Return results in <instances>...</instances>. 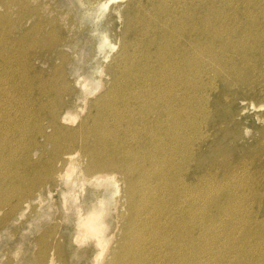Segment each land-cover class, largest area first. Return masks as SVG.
<instances>
[{
  "label": "rangeland",
  "instance_id": "374dc122",
  "mask_svg": "<svg viewBox=\"0 0 264 264\" xmlns=\"http://www.w3.org/2000/svg\"><path fill=\"white\" fill-rule=\"evenodd\" d=\"M94 1L96 2V4ZM142 1L140 3V5L142 6L141 7L139 5L138 6L135 5V0H97V1L96 0H93V1H91V0H0V88L2 89V90L0 89L1 90L0 91V94H1L0 95V111H1L0 112V131H1L0 132V149L2 148V150L0 151V165L2 166V167L0 166V192H1L0 193V264H40V259H39L40 254L39 253H40V250L45 249L46 246H47V254L51 253L52 251L55 253V264H91V263L93 264V259H94V256L96 254V251H97V249H96L97 246L95 245V240L94 239L92 240L91 238H89L90 235H88L87 237H85V239H83L81 241L75 240V236L79 232V227H78L79 217H78L77 204L78 203H81V204L84 203L83 211L86 212L85 209H87L91 205V203H93V202L96 203L97 200L99 199L98 197H102L98 193L101 191H104L103 195H105L106 198H108L105 205H107L109 203L108 204L109 209L107 210L108 213H106V215H105V219H106L108 226H109L108 227L109 229L107 228V232H106V233H108L107 237L110 234H112L111 236H109L110 239L108 240V245H107V247H109V252H106V251H108V248H106V250H105V253H106L105 259L110 255V253L112 252L113 249H115V248L118 249V247L122 244V241L124 240L123 238L126 237L125 239L127 240V238H129L131 235L132 237H130L129 240H130V242H132V239H133V242H132L133 245H132L131 250H130V252H131L130 255L128 254L129 260H131L130 264H132L135 261L133 259L134 257L140 258L139 261L141 264H145V263H143V261H145V262L148 261V264H154V262H155V264H160V263L161 264H164V263L165 264H175V261H178L176 263L181 262L179 264H192V263L193 264H200V263L201 264H207L208 263V262H206L207 260L209 261L208 264H210V262L212 264H240V263L241 264H264V257H263L264 253H262V252H264V247H263L264 246V240H263L264 238H262V236L264 235V233L262 232V231H264V223H263L264 222V66H263V64H264V53H263L264 52V42H263L264 41V20H263L264 19V2H263V0H246V1L245 0H227V1L226 0H215V2H211L214 0H181L180 1V5L178 6V8L181 11H183L184 13H188V12L190 13L191 11L193 12V11H195V9H197V16L209 14V15H207L209 17L208 18L209 19L208 20V26H210L212 28V31L215 32V34L213 33V35H216V37H213V39H211L212 41L210 40V42H212V44L210 45L212 47V53L214 51L212 57H214L215 59L211 57L212 60H210L206 63H197L198 65L193 66L196 70L192 67L193 72H195L194 76L196 78V79H194L193 87H190L188 84V81H189L188 78L190 77V76H188V72L190 73V71H189L190 69L184 68V70H183V68H182V69L176 71L177 74L175 72L176 79L178 77V81L176 82L178 87H175L176 92H179V90H181V92H182L181 97L183 99L181 101L182 102L181 106L183 105V107L185 109H188L186 111H188L187 113L190 116V118L192 120L191 122H193V124H191L189 126L190 128L187 130L186 133L184 131H183L184 134L182 133L183 138H185V137H188V138H186L185 142H183L186 144V145L185 144L183 145V147H185V148L181 147L179 150L180 153L177 152V154H178L176 156L177 161L171 162V163H168L169 161H166L164 163L166 165L168 163V165H167L168 168H171L173 170V171L172 170L170 171L171 172L170 181L164 182L166 184L170 183V186L172 185V182H173L172 191L167 189V190H169V192L167 193L166 191H164V190L161 191V189H159L158 192H156V194H154V195H156V196H154L155 199H154V197H151V200L149 198L147 203H143L144 201L141 199L142 198L141 192L139 191L140 193L137 192V197H138V199H140V201H139L140 203L137 206V210L134 211L133 209H128L129 207L127 205H125L126 202L124 205L122 204V202L124 203V201H125L124 200L125 198H123V196L125 195V193H124V189L126 186L125 183H123L122 189H121V187L118 186V191H117V193L114 194L115 197L113 198V195H111V190H112L111 188L113 187L114 183H112L111 180H109L108 182H107V180H103L98 185V182L95 181L93 175H90L86 172V166H87L89 161H88L87 157L84 155V148H82V147H84V145L82 143H79L75 147H73L74 150H76V158H75L76 170L73 173L74 177L72 176L71 180L74 178L73 180L77 184L76 185H74L73 183L69 184L68 185L69 189H68L67 186H65L66 178L65 177H62V178L58 177L59 172L55 173V180H53L54 182L48 180L47 175L50 174L49 168L51 170L52 166H54L53 162L54 161L56 162V154L54 153V150L56 148V144H55L54 140L52 139V137H54L55 135L52 136V134L54 132H53V128L50 125L52 124V116H54L57 111L58 112L56 114L60 115L61 117L66 116L69 112L71 113V114L70 113L69 114L73 120H71L68 123L67 122L61 123L62 126H64V127L66 126L65 129H67V130L75 129V128L77 129V126H79L81 121H84L85 119H88V118L90 119V122H89L91 124L90 126H92V127H89V130H93V128H94L93 127V119L95 117H98L97 119H100L101 116L103 117L105 115V111L109 110V105H110V109H112V108L114 110L119 109L118 110L119 112L123 111L125 109V107L128 105L130 107L128 109L129 111L137 113V114L136 113L135 114L133 113V114L135 115V117L138 118V119L137 118L136 119L138 122H140V125L143 126V124H144V127H145V125H147V120L144 118L143 113H142L143 109L141 108V103H142V101L149 99V96L151 93H155V91L157 90L156 88H158V84H160L161 87L162 86L164 87V82H163L162 78H160V80H159V76H162L161 74H163V71H165V67L162 64L163 61L161 62V59L157 55L158 53L156 52V50L152 49L151 43L161 42L160 40H162V42H163L162 30H160V29L161 28L163 29L165 24H168V23L170 25L171 24L173 25V23L176 22V20L173 16V18H172L173 20L170 21L168 19V17H166V16L164 17V16L160 15L158 13V11H156L157 10L156 7L159 8L160 2L157 1L156 2L157 4L155 3V6L156 5L157 6L154 7V9H153L152 6L154 5V3L150 4L149 2H147V0H142ZM173 1L174 0H172V2ZM194 1H195V3L198 2V3H196V4H198L197 6L194 3ZM223 1L224 2L230 1L231 3L230 2L224 3ZM259 1H261V2L259 3ZM172 2H169V4ZM209 3H210V5H209ZM223 3H224V5H223ZM131 4H132V6H130ZM212 4H214V5H212ZM233 4H234V6H233ZM105 5L107 6V8L105 7ZM203 5L205 6V9H204ZM247 5H248V7H247ZM219 6H220V8H219ZM245 6H246V8H244ZM206 7H207V9H206ZM209 7H210V10H208ZM103 8L106 9V11ZM143 9L146 12H150V10H152L149 13L150 16L152 17V19L150 17L145 16V14H143V13H146ZM182 9H184V10H182ZM216 9L219 12H217ZM140 10L144 11V12L142 13ZM227 10H228V15H227ZM230 10H231V12H229ZM261 10H263V11H261ZM117 11H119V12H117ZM203 11L206 14H203ZM132 12H133V14H131ZM152 12H153V14H152ZM118 13H119V15H118ZM193 13L195 14L196 12H193ZM223 13H225V14H223ZM232 13L233 14L235 13V14L233 15ZM253 14H256V15H253ZM132 15H134V16H132ZM135 15L138 17H136ZM231 15H232V17H231ZM243 15H245V16H243ZM153 16H154V18H153ZM249 18H251V19H249ZM257 18H258V20H257ZM143 19L145 20V22ZM148 19H150V20H148ZM229 20H230V22H229ZM249 20H251V21H249ZM137 23L140 25H138ZM163 23H164V25H163ZM218 23H220V24H218ZM232 23H234V24L232 25ZM257 23L260 25H258ZM144 25H146L147 27ZM155 25H157V26H155ZM228 25L232 29H230L228 27ZM143 26L145 28H143ZM257 26H259V27H257ZM261 27L263 29H261ZM86 28H88V29H86ZM214 28H216V31ZM241 28L242 29L244 28V29L242 30ZM254 28H256V29H254ZM233 29H235V30H233ZM155 32L158 35L155 34ZM229 32L231 33V35L229 34ZM234 32H235V34H232ZM257 32H259V33H257ZM238 34L240 36H238ZM152 35H154V36H152ZM241 35H243L244 37ZM150 36H152V37H150ZM227 36H228V38H227ZM155 37H156V39H155ZM242 37H243V39H242ZM250 37H252V38L250 39ZM255 37H256V39H255ZM105 38H107L108 42L111 43L108 46H107V44L105 45ZM157 38H158V40H157ZM224 38H225V40H224ZM259 38H260V40H259ZM1 39H3V40H1ZM139 39H142V40L140 41ZM252 39L256 40V41L258 40V41L256 42V41H253ZM202 40L204 41L203 38H202ZM232 41H233V44H232ZM246 41H248V42H246ZM202 42L200 44H202ZM258 42H259V44H258ZM123 43H125V44H123ZM216 43H218V44H216ZM241 44H243L244 46H241ZM134 45H136L138 47H135ZM213 45H215V46L213 47ZM221 45L223 46V48H221ZM237 45L239 46V50H238ZM229 46H231V47H229ZM226 48H227V50H226ZM135 49H136V53H135ZM218 49L219 50L221 49V50L219 51ZM151 50L153 52L154 51L155 52L153 53ZM260 50H262V51H260ZM223 51H225V52H223ZM239 51H240V53H239ZM247 52H248V54H245ZM121 53L123 56L121 55ZM234 53H235V55H234ZM242 53H243V55H242ZM105 55L106 56L108 55V56L106 57ZM149 55L151 57H146ZM231 55H233L234 57ZM236 55H237V57H236ZM130 56H131V59H130ZM206 56H207V53H205V57ZM253 56H255V57H253ZM216 57H217V59H216ZM125 58H127V59H125ZM141 58L143 60H141ZM150 58H152L153 60ZM224 58H226V59L224 60ZM233 58L234 59L236 58V59L233 60ZM256 58H257V60H256ZM218 59H220V60H218ZM150 60H152V61L150 62ZM20 61H21V63H20ZM155 61H156V64H155ZM253 61H255V62H253ZM214 62L217 64L212 65V63H214ZM227 62L228 63L233 62V63L228 64ZM147 63H149V64H147ZM209 63H211V64H209ZM255 64H256L255 67L258 70L256 68H254ZM148 65H150V66H148ZM200 66H201V68H204V69L196 68V67H200ZM212 66H214V68H212ZM116 67H117V69H116ZM118 67L120 69H118ZM221 67L222 68L224 67V68L222 69ZM102 68H103V70H102ZM151 68H153V69L151 70ZM154 68H156V69L158 68L157 71ZM211 68H212V70H211ZM207 70H209V71H207ZM237 70H238V74L236 75ZM100 71H102V73ZM155 71L157 74L154 73ZM199 71H200V73L201 72L202 73L200 74ZM203 71H204V74H203ZM136 72L138 75L136 74ZM144 72H145V74H144ZM147 72L153 73L154 77H150V76L148 77V75H146ZM158 74H159V76H157ZM117 75H118V77H117ZM119 75H120V77H119ZM121 75L122 76L124 75V76L121 78ZM145 75L148 78H146ZM178 75L180 76V78ZM213 75H214V77L211 78V76H213ZM134 76L135 77L138 76V77L135 79ZM184 76H186L187 79L184 78ZM199 77H203V78H199ZM223 77L225 78L226 81L224 80ZM113 78H116V79H113ZM132 79L136 80L135 85H133L134 82L132 81ZM137 79L139 80L138 83H137ZM140 79L141 80L143 79V81H141ZM184 79L186 81H184ZM197 79L200 81L202 80L203 83H202V81L200 82ZM113 80H114V82H112ZM118 80H121V81H118ZM150 80H152V81L149 82ZM128 81H129V83L127 84L126 82H128ZM213 81H215V82H213ZM2 82H4V84ZM131 82H133V83H131ZM153 82H154V84H153ZM206 82H207V84H206ZM5 83H6V85H5ZM25 83H26V85H25ZM113 83H115V84H113ZM118 83H120V84H118ZM139 83H140V85H138ZM184 83L186 84V86H184L185 85ZM199 83H200V86L198 87L197 85H199ZM216 84L218 85V87ZM112 85H114V86H112ZM146 86H148V87L146 88ZM179 86H181V87H179ZM3 87H4V90H3ZM109 87H111V88H109ZM42 88H43V90L45 89L48 92L47 96L41 95ZM119 88H120V90H119ZM183 88L185 89V92H184ZM132 89H133V92H131ZM140 89L142 92L140 91ZM186 89H187V91H186ZM129 90H130L131 94L133 93L132 95L130 94ZM193 90H194V92H193ZM3 91H4V93H3ZM147 91H148V93H147ZM149 91H150V93H149ZM30 93H32V96ZM101 93H103V94H101ZM121 93L123 94V97H122ZM137 93H138V96L136 95ZM21 94H23V95H21ZM106 94H108V95H106ZM6 95H7V97H5ZM86 96L88 98H86ZM228 96H230V97H228ZM113 97H115V99ZM132 97H134V98H132ZM60 98H61V100H60ZM99 98L101 101L98 100ZM119 98H120V100H119ZM127 99L129 100V102ZM202 99H204V100H202ZM27 100L29 102H27ZM97 100H98V102H97ZM45 101H46V103H45ZM123 101H124V103H123ZM42 102H43V104H42ZM186 102H188V104ZM9 103H10V105H9ZM108 103H109V105H108ZM125 103L126 104L128 103V104L126 105ZM119 104L121 105V107ZM118 106H119V108H117ZM136 106H137V108H140V109H137ZM107 107H108V109H107ZM115 107H116V109H115ZM134 107H135V109H134ZM192 108H193V110H192ZM15 109H16V111H15ZM120 109H122V110H120ZM146 109H148V108H144V110H146ZM101 110H103V112H102L103 114L101 113ZM191 110H192V112H191ZM71 111H73V112H71ZM118 111H117V113H118ZM2 112H4V113H2ZM87 113H89V114H87ZM6 115H8V116H6ZM95 115H97V116H95ZM198 116H200L199 117L200 119L198 118ZM61 117H60V119H61ZM13 120H14V122H13ZM5 122H7V123H5ZM204 123H206V124L204 125ZM112 124H118V122H115ZM3 125H4V127H3ZM137 126H138L137 127L138 129L136 132L133 129H132L131 133L129 131V134H130L129 138L130 139H132V136L135 135L134 133H136L135 136L139 135L137 133H139L141 131L140 130L141 127L139 125H137ZM101 127H102V125L99 127H96V128H101ZM191 127H192V129H191ZM196 127H198V128L195 129ZM205 127H206V129H205ZM146 128H148V125L146 126ZM7 130H9V132ZM132 132H134V133H132ZM207 132H208V134H207ZM203 133H204V136H203ZM8 134L10 135V137L8 136ZM194 134H196V135H194ZM14 135H15V137H14ZM19 135H20V137H19ZM21 135H24L25 137L21 136ZM143 135L144 134H140V136H143ZM11 137H13V138H11ZM189 137H190V139H189ZM5 139H6V141H5ZM78 140H80V139H78ZM194 140L196 141V143L194 142ZM21 142H22V144H21ZM132 142H130V143H132ZM167 143L172 144V142H167ZM191 144L192 145L194 144V145L192 146ZM8 145H10V146H8ZM133 145L136 146L137 144L135 142H133ZM179 145H180V143L178 144V146ZM190 145L192 148L190 147ZM186 147H188V148H186ZM166 149H167V147H166ZM193 151H194V153H192ZM189 152L192 154L190 155ZM6 153H8V154L6 155ZM12 154H14V155H12ZM159 154H161V153H159ZM6 156H7V158H6ZM184 156H186V157H184ZM262 157H263V159H262ZM6 159H7V162L4 161ZM187 160H188V162H187ZM47 162H48V166H47ZM242 166H243V168H242ZM55 167H56V169H61V172H63V170L64 171L66 170V167H68V165L63 163V160H60V158H59L55 164ZM55 167H54V169H55ZM164 167H165V165H164ZM174 167L176 169H174ZM181 167L184 169V171L185 170L186 171L184 172ZM19 168H20V170H19ZM28 168H29V170H28ZM1 169H2V171H1ZM36 169H38V170H36ZM56 169L54 171H56ZM249 169H250V171H249ZM237 170H239V171H237ZM179 172H180V175H179ZM99 173L105 174L106 172H99ZM35 174H37L38 177ZM95 174H98V173H95ZM114 174H116L117 176L118 175L123 176L122 173H120V172H114ZM225 174H226L227 178H225L226 177ZM234 174H236V175H234ZM182 175H183V177H182ZM40 176L42 179L41 178L39 179ZM136 176H138V175H136ZM171 176H173V177H171ZM213 177L216 181L214 179H212ZM15 179H16V181H15ZM193 179L195 181H193ZM217 179L219 181H217ZM59 180H61V181H59ZM79 180H81V181L79 182ZM156 180H158V179H155L154 182H156ZM196 180L197 181L199 180V181L197 182ZM200 180H202V181H200ZM189 181H190V183H189ZM234 181H236V182H234ZM31 182H33V183L31 184ZM199 182H200V184H199ZM95 183H97V184H95ZM194 183H196L197 186ZM213 183L214 184H216V183L221 184L222 183V184L219 187L218 186L219 184L214 185ZM237 183H238V186H237ZM207 184H209V185H207ZM210 184H212V185H210ZM102 186H104L103 187L104 190H103ZM176 186H177V189H176ZM204 186H206V187H204ZM222 186H223V188L221 189ZM211 187H212V189H211ZM233 187H235V189H237V190H235ZM187 188H188V190H187ZM49 189H51L52 191L49 192L48 191ZM11 190H12V192H11ZM185 190H186V194L184 193ZM232 190H233V192H232ZM163 192H164V194H162ZM197 192H198V195L200 194L199 196L197 195ZM203 192H205V193L207 192V193L203 194ZM224 192H225V195H222V194H224ZM173 193L174 194L176 193V194L174 195ZM230 193L231 194L233 193L232 195H233L234 199L232 198V195ZM39 194H41L42 197H39ZM172 194H173V197H170V196H172ZM20 195L22 196V198ZM65 195L67 197V201L65 200ZM230 195H231V197H230ZM37 197L42 199V202L39 200L40 204L38 203ZM200 197L202 198V201L200 200L201 199ZM205 197H207V198H205ZM217 197H219V198H217ZM228 197H230V198H228ZM171 198H172V200H171ZM187 198H189V200ZM193 198H195V199L193 200ZM21 199L27 200V202H23V204H22ZM174 199L177 201H174ZM191 199L194 202H192ZM207 199H209V201ZM230 199L231 200L233 199V200L231 201ZM80 200H83V201H80ZM109 200H111V201H109ZM179 200H181V201H179ZM216 200H218V201H216ZM220 200H222V201H220ZM235 200H236V202H235ZM149 201H151V203H149ZM154 201H155V203H154ZM159 202H160V204H159ZM168 202H170V203H168ZM211 202H213V203H211ZM218 202H220V203H218ZM222 202H223V204H222ZM119 203H120V206L117 207L118 206L117 204H119ZM183 203H184V205H183ZM185 203H187V206ZM189 203H190V205L192 203L193 206H190ZM244 203H245V205H244ZM85 204L89 205V206L86 208ZM143 204L144 205L146 204L145 207H142V206H144ZM165 204H166V206H165ZM213 204H214V206L216 205V208L213 206ZM241 204H243V205H241ZM15 205H16V209L14 208ZM98 205H100V204H98ZM167 205H168V207H167ZM206 205L208 208L205 207ZM175 206L178 208H176ZM184 206L186 209L184 208ZM115 207L117 208V210L115 209ZM192 207H194V208H192ZM151 208H153V209H151ZM197 208H198V210H197ZM224 208L229 209V210H225ZM13 209H15V210H13ZM187 209H189V210H187ZM191 209H192V211H191ZM154 210H156V211L159 210V211L156 213V211H154ZM184 210H186V211H184ZM195 210H197V211L195 212ZM128 211L133 213V214L129 213ZM145 211H147V212H145ZM189 211H190V213H189ZM224 211H225V213H224ZM20 212H21V214H20ZM114 212H116V213H114ZM203 212H204V214H203ZM208 212H210V213L207 214ZM164 213H165V215H163ZM195 213L196 214L198 213V214L196 215ZM217 213L219 216L217 215ZM146 214L148 216H146ZM226 214H228V215H226ZM131 215H132V217H131ZM189 215L191 218L189 217ZM201 215L203 218H200ZM214 215H216V216H214ZM106 216H108V217H106ZM139 216L140 217L142 216L144 218L141 217V219H140ZM150 216L154 220L152 218H150ZM195 216H196V218H194ZM42 217H44V218L42 219ZM122 217H124V218H122ZM180 217H183V218H180ZM247 217L249 220L247 219ZM147 218H149L150 220ZM174 218H175V220H174ZM219 218H220V220H219ZM192 219H194V220H192ZM233 219L235 221L237 220L238 223H237V221L235 222ZM142 220H144V221H142ZM181 220H183V221H181ZM195 220H197V221H195ZM202 220H203V222H202ZM185 221H186V223H185ZM231 221H233V223ZM136 222H137V224H136ZM166 222H167V224H166ZM173 222L175 223V226H174ZM209 222L210 223L212 222V223L210 224ZM213 222H215L217 225ZM244 222H246V223H244ZM150 223L152 225L153 224L155 225L156 223L157 224L155 226L154 225L152 226ZM134 224L136 226L138 225L139 228L136 227ZM180 224H181V226H180ZM198 224H200V226ZM228 224H230V226ZM242 224H243V226H242ZM147 225H149V227ZM168 225L169 226L172 225V226H170L171 228H168L169 227ZM189 225H191V226H189ZM239 225H241V226H239ZM146 226L148 228H146ZM176 226H178V227H176ZM235 226H236V228H235ZM133 227H135L136 229H133ZM205 227L207 229H205ZM230 227H231V229H230ZM144 228L146 231L144 230ZM157 228L159 231L157 230ZM227 228H228V230H227ZM249 228L252 229V231ZM147 229L150 231H148ZM167 229H169L168 230L169 232L167 231ZM170 229H172L173 231L172 230L170 231ZM73 230H74V232H73ZM134 230H136V231L138 230V231L134 232ZM217 230L219 233L217 232ZM163 231L165 233H163ZM175 231H176V233H175ZM238 231H240V232H238ZM157 232L158 233L161 232V234L164 236H162L160 233L158 234ZM182 232H183V234H182ZM186 232H188V233L186 234ZM126 233H129L128 234L129 237ZM141 233H143L142 236L140 235ZM246 233H249V235ZM254 233H255V235H254ZM83 234L86 235L89 233L87 232V230L84 229ZM201 234H202V237L199 236ZM203 234H205V235H203ZM245 234H246V237H245ZM260 234H262V235H260ZM136 235H137V237H136ZM148 235H150V236H148ZM197 236L199 239L200 238L201 239L199 240L197 238ZM242 236H244V238ZM40 237H42L44 240L40 241L39 240ZM205 237H207L208 239ZM254 237H256V238H254ZM258 237H260V238L258 239ZM216 238H218V239H216ZM138 239H140V240H138ZM159 239H160V241H159ZM212 239H213V243H212ZM136 240H138V241H136ZM155 240H157V241H155ZM226 240L227 241L229 240V241L227 242ZM237 240H240L241 242L240 241L236 242ZM90 241L91 242L94 241V242L91 243ZM135 241L139 242V243H136ZM145 241H147V242L145 243ZM167 241L170 242V244L167 243ZM180 241H181V243H180ZM218 241H219V243H218ZM148 242H149V244H148ZM158 242H160L161 244ZM164 242L166 243L165 246H164ZM187 242H188V244H187ZM202 242H205L206 245L209 244L208 246L205 245L207 248L204 246V244ZM231 242H232V245L230 244ZM150 243H151V245H150ZM178 243H180V244H178ZM195 244H196V246H195ZM223 244H224V246H223ZM237 244H238V246H237ZM255 244L257 246H255ZM176 245L178 248L176 247ZM217 245H218V247H217ZM219 245H221V246H219ZM210 246H211V248H210ZM213 246L215 247V249ZM225 246H226V248H225ZM145 247H146V249H145ZM164 247H166V248H164ZM183 247H184V249H183ZM232 247L234 250L232 249ZM252 247H254V248H252ZM148 248H150V251ZM161 249H165V251L163 250V252L161 253L160 252V251H162ZM178 249H181V253H180V251H177ZM235 249H237V252ZM85 250H87V251H85ZM207 250H210V251L207 252ZM139 251H140V253H139ZM143 251L145 252V254L143 253ZM146 251H148V252H146ZM173 251H174V254H173ZM221 251L223 253L225 252L224 255H223V253H221ZM175 252H176V254H175ZM186 252L187 253L189 252V253L186 254ZM205 252H206V254H205ZM211 252H212V254H211ZM154 253H156V254H154ZM166 253H167V255L169 253L170 254L168 255L169 257L167 256L165 258ZM193 253H195V254H193ZM226 253H227L228 257L225 256ZM238 253L241 255L243 253H245V254L240 256ZM131 254H132V256H131ZM196 254H198V255H196ZM250 254H251V256H250ZM146 255H148V256H146ZM190 255H192V256H190ZM170 256H171V258H170ZM194 256H196V257H194ZM154 257L156 259L158 258L159 260L157 259L158 260L157 261ZM174 257H175V259H174ZM206 257H208V259ZM232 257L234 259H232ZM150 259H152V260H150ZM168 259H169V261H168ZM205 259H206V261H205ZM240 259L242 262L240 261ZM192 260H193V262H192ZM202 260H204V261L201 262ZM224 260H226V261H224ZM235 260H237L236 263H235ZM103 261H104V258H103ZM221 261H222V263H221Z\"/></svg>",
  "mask_w": 264,
  "mask_h": 264
},
{
  "label": "bare ground",
  "instance_id": "6f19581e",
  "mask_svg": "<svg viewBox=\"0 0 264 264\" xmlns=\"http://www.w3.org/2000/svg\"><path fill=\"white\" fill-rule=\"evenodd\" d=\"M91 1H93V0H91ZM97 1V0H96ZM141 1L142 0H135V5L136 6H141L140 5V3H141ZM160 2V5H159V8L158 7H156L155 6V3L156 2ZM177 1V2H176ZM180 1L181 0H174L173 2H172V0H147V2H149L150 4L151 3H154V5L152 6L153 7V9H154V7H156V11H158V13L160 14V15H162V16H166V17H168V19L171 21V20H173L172 18H173V16H174V18H175V20H176V22H174L173 23V25L171 24H165V26L163 27V29L161 28L160 30H162V35H163V42H162V40H160L161 42H153V43H151V46H152V49H155L156 50V52L158 53L157 55L160 57V59H161V62L163 61V65H164V67H165V71H163V74H161L162 76H159V74L157 75V76H159V80H160V78H162V80H163V82H164V87L162 86L161 87V85L160 84H158V88H156L157 90L155 91V93H151L150 94V96H149V99H147V100H145V101H142V103H141V108L143 109L142 111V113H143V116H144V118L147 120V125H148V128H146V126L147 125H145V127H144V124H143V126H141L140 125V122H138L137 121V117H135V113L134 112H131V111H129L128 109L130 108L126 103V107H125V109L123 110V111H118V110H114L113 108L112 109H110V105H109V103H108V105H109V110H107V111H105V115L102 117L101 116V118L100 119H97L98 117H93L94 119H93V130H89V127H92V126H90L91 124L89 123L90 122V119L88 118V119H85L84 121H81V123L79 124V126H77V129L75 128V129H70V130H67V129H65V127L64 126H62V122H64V123H68V122H70L71 120H73L72 118H71V116H70V114L68 113L66 116H63V117H61L60 115H58V114H56L55 113V115L54 116H52V124L50 125L52 128H53V134H52V136H54V137H52V139L54 140V142H55V144H56V148H55V150H54V153L56 154V162H57V160L60 158V160H63V163H65V164H67L68 165V167H66V170L64 171L63 170V172H61V169H56V167H55V164H56V162L54 163L53 161V165L54 166H52V169L50 170V168H49V172H50V174L49 175H47L48 176V180L49 181H53V180H55V173L56 172H59L58 173V177H60V178H62V177H65L66 178V180H65V182H66V184H65V186H67V188L69 187L68 185L69 184H74V185H76L77 183L72 179L71 180V177L73 176V173L75 172V170H76V165H75V158H76V150H74V148L73 147H75L77 144H79V143H82L83 145H84V147H82V148H84V155L87 157V159H88V164H87V166H86V172L88 173V174H90V175H93V177H94V179H95V181L96 182H98V185L103 181V180H107V182L109 181V180H111L112 181V183H114V185H113V187L111 188L112 190H111V195H113V198L115 197L114 196V194L115 193H117V191H118V186L119 187H121V189L123 188L122 187V185H123V183H125L126 184V186H125V189H124V193H125V195L123 196V198H125L124 200V203L122 202V204L124 205L125 204V202H126V204L125 205H127L129 208L128 209H133L134 211L135 210H137V206L139 205V201H140V199H138V197H137V192H141V199L144 201L143 203H147L148 202V200H149V198H150V200H151V197H154V196H156V195H154V194H156V192H158V190L159 189H161V191H166L167 193L169 192V190H171L172 191V189H173V182H172V185L170 186V183L169 184H166V183H164V182H168V181H170V175H171V168H168V163H171V162H176L177 161V159H176V156L178 155L177 154V152H179V150H180V148L181 147H183V145L185 144V143H183V142H185V140H186V138H188V137H185V138H183L182 137V133H183V131L186 133L187 132V130L190 128L189 126L191 125V124H193V122H191L192 120H191V118H190V116L188 115V111H186V110H188V109H185L184 107H183V105L181 106V104H182V92H181V90H179V92H176V89H175V87H178L177 86V84H176V82L178 81V77H177V79H176V76H175V72L177 71V70H180V69H182L183 68V70H184V68H186V69H190L189 71H190V73L188 72V76H190L188 79H189V81H188V84H189V86L190 87H193V85H194V79H196L195 78V76H194V73L195 72H193V69H192V67L195 65H198L197 63H206V62H208V61H210V60H212L211 59V57H212V55H213V53H214V51H213V53H212V47L210 46L211 44H212V42H210V40L211 39H213V37H216V35H213V33L215 34V32H213L212 31V28L210 27V26H208V16L207 15H209V14H207V15H201V16H197V9H195V11H193V12H196L195 14L191 11L190 13L188 12V13H184L183 11H181L179 8H178V6L180 5ZM227 1V0H226ZM225 1V2H226ZM246 1V0H245ZM95 2V1H94ZM143 2V1H142ZM169 2H172V3H170L169 4ZM185 2V1H184ZM211 2H215V0L214 1H211ZM224 2V1H223ZM224 2V3H225ZM230 2V1H229ZM229 2H226V3H229ZM233 2V1H232ZM254 2V1H253ZM261 1H259V3H260ZM263 2H264V0H263ZM93 3V2H92ZM191 3V2H190ZM194 3H195V1H194ZM196 3H198V2H196ZM195 3V4H196ZM224 3H223V5H224ZM231 3V2H230ZM236 3V2H235ZM245 3V2H244ZM258 3V2H257ZM258 3V4H259ZM95 4H96V2H95ZM157 4V3H156ZM184 4V3H183ZM182 4V5H183ZM201 4V3H200ZM220 4V3H219ZM256 4V3H255ZM257 4V5H258ZM145 5V4H144ZM198 4H196V6H197ZM205 5V4H204ZM203 5V6H204ZM209 5H210V3H209ZM212 5H214V4H212ZM227 5V4H226ZM241 5V4H240ZM250 5V4H249ZM130 6H132V4L130 5ZM135 6V7H136ZM147 6V5H146ZM195 6V7H196ZM233 6H234V4H233ZM236 6V5H235ZM263 6V5H262ZM89 7V6H88ZM105 7L107 8V6L105 5ZM134 7V6H133ZM142 7V6H141ZM145 7V6H144ZM224 7V6H223ZM247 7H248V5H247ZM255 7V6H254ZM101 8V7H100ZM146 8V7H145ZM182 8V7H181ZM189 8V7H188ZM213 8V7H212ZM219 8H220V6H219ZM238 8V7H237ZM244 8H246V6L244 7ZM243 8V9H244ZM104 9V8H103ZM204 9H205V6H204ZM203 9V10H204ZM206 9H207V7H206ZM218 9V8H217ZM217 9H216V11H217ZM224 9V8H223ZM222 9V10H223ZM230 9V8H229ZM240 9V8H239ZM253 9V8H252ZM105 11H106V9H104ZM144 10V9H143ZM182 10H184V9H182ZM194 10V9H193ZM202 10V9H201ZM208 10H210V7L208 8ZM207 10V11H208ZM237 10V9H236ZM90 11V10H89ZM104 11V12H105ZM138 11V10H137ZM141 11V10H140ZM145 11V10H144ZM144 11H141L142 13L144 12ZM152 10H150V12H151ZM212 11V10H211ZM214 11V10H213ZM261 11H263V10H261ZM117 12H119V11H117ZM135 12V11H134ZM139 12V11H138ZM146 12V11H145ZM150 12H146V13H143V14H145V16H147V17H150L151 19H152V17L150 16ZM200 12V11H199ZM217 12H219V11H217ZM221 12V11H220ZM229 12H231V10L229 11ZM240 12V11H239ZM242 12V11H241ZM260 12V11H259ZM148 13V14H147ZM256 13V12H255ZM262 13V12H261ZM131 14H133V12L131 13ZM152 14H153V12H152ZM157 14V13H156ZM203 14H206V13H204V11H203ZM212 14V13H211ZM220 14V13H219ZM223 14H225V13H223ZM233 14V13H232ZM235 14V13H234ZM233 14V15H234ZM250 14V13H249ZM118 15H119V13H118ZM214 15V14H213ZM227 15H228V10H227ZM253 15H256V14H253ZM260 15V14H259ZM262 15V14H261ZM132 16H134V15H132ZM136 16V15H135ZM144 16V17H145ZM207 16V17H206ZM236 16V15H235ZM234 16V17H235ZM243 16H245V15H243ZM136 17H138V16H136ZM231 17H232V15H231ZM258 17V16H257ZM143 18V17H142ZM153 18H154V16H153ZM200 18V19H199ZM146 19V18H145ZM156 19V18H155ZM167 19V20H168ZM217 19V18H216ZM230 19V18H229ZM247 19V18H246ZM249 19H251V18H249ZM144 20V19H143ZM148 20H150V19H148ZM147 20V21H148ZM157 20V19H156ZM163 20V19H162ZM213 20V19H212ZM235 20V19H234ZM257 20H258V18H257ZM264 20V19H263ZM96 21V20H95ZM142 21V20H141ZM153 21V20H152ZM165 21V20H164ZM249 21H251V20H249ZM67 22V21H66ZM144 22H145V20H144ZM169 22V21H168ZM229 22H230V20H229ZM235 22V21H234ZM253 22V21H252ZM74 23V22H73ZM76 23V22H75ZM150 23V22H149ZM153 23V22H152ZM157 23V22H156ZM161 23V22H160ZM237 23V22H236ZM240 23V22H239ZM248 23V22H247ZM246 23V24H247ZM262 23V22H261ZM134 24V23H133ZM138 24V23H137ZM162 24V23H161ZM214 24V23H213ZM218 24H220V23H218ZM234 23H232V25H233ZM258 24V23H257ZM75 25V24H74ZM138 25H140V24H138ZM137 25V26H138ZM142 25V24H141ZM147 25V24H146ZM146 25H144V26H146ZM152 25V24H151ZM163 25H164V23H163ZM236 25V24H235ZM234 25V26H235ZM248 25V24H247ZM246 25V26H247ZM250 25V24H249ZM258 25H260V24H258ZM72 26V25H71ZM101 26V25H100ZM143 26V28H145ZM155 26H157V25H155ZM237 26V25H236ZM147 27V26H146ZM228 27L230 28V26L228 25ZM240 27V26H239ZM257 27H259V26H257ZM77 28V27H76ZM249 28V27H248ZM252 28V27H251ZM250 28V29H251ZM86 29H88V28H86ZM147 29V28H146ZM215 29V31H216V28H214ZM213 29V30H214ZM220 29V28H219ZM228 29V28H227ZM230 29H232V28H230ZM239 29V28H238ZM237 29V30H238ZM242 29V28H241ZM244 29V28H243ZM242 29V30H243ZM249 29V30H250ZM254 29H256V28H254ZM261 29H263L262 27H261ZM90 30V29H89ZM138 30V29H137ZM141 30V29H140ZM156 30V29H155ZM233 30H235V29H233ZM248 30V31H249ZM49 31V30H48ZM219 31V30H218ZM85 32V31H84ZM141 32V31H140ZM145 32V31H144ZM228 32V31H227ZM233 32V31H232ZM240 32V31H239ZM106 33V32H105ZM142 33V32H141ZM146 33V32H145ZM218 33V32H217ZM216 33V34H217ZM249 33V32H248ZM253 33V32H252ZM257 33H259V32H257ZM147 34V33H146ZM155 34H157L156 32H155ZM229 34L231 35V33L229 32ZM232 34H235V32L234 33H232ZM242 34V33H241ZM255 34V33H254ZM103 35V34H102ZM136 35V34H135ZM138 35V34H137ZM158 35V34H157ZM245 35V34H244ZM140 36V35H139ZM138 36V37H139ZM152 36H154V35H152ZM152 36H150V37H152ZM219 36V35H218ZM238 36H240L239 34H238ZM241 36H243V35H241ZM261 36V35H260ZM259 36V37H260ZM134 37V36H133ZM226 37V36H225ZM244 37V36H243ZM243 37H242V39H243ZM246 37V36H245ZM249 37V36H248ZM247 37V38H248ZM253 37V36H252ZM252 37H250V39L252 38ZM108 38V37H107ZM107 38H105V45L107 44V46L109 45V44H111L110 42H108V39ZM143 38V37H142ZM202 38L204 39V41L202 40ZM219 38V37H218ZM227 38H228V36H227ZM155 39H156V37H155ZM216 39V38H215ZM214 39V40H215ZM236 39V38H235ZM249 39V38H248ZM255 39H256V37H255ZM1 40H3V39H1ZM6 40V39H5ZM121 40V39H120ZM134 40V39H133ZM140 41L142 40V39H139ZM157 40H158V38H157ZM224 40H225V38H224ZM237 40V39H236ZM240 40V39H239ZM245 40V39H244ZM253 40V39H252ZM259 40H260V38H259ZM262 40V39H261ZM137 41V40H136ZM203 41V42H202ZM212 41V40H211ZM253 41H256V40H253ZM258 41V40H257ZM256 41V42H257ZM145 42V41H144ZM202 42V44H200ZM238 42V41H237ZM245 42V41H244ZM246 42H248V41H246ZM255 42V43H256ZM264 42V41H263ZM47 43V42H46ZM127 43V42H126ZM132 43V42H131ZM138 43V42H137ZM242 43V42H241ZM250 43V42H249ZM15 44V43H14ZM123 44H125V43H123ZM141 44V43H140ZM215 44V43H214ZM216 44H218V43H216ZM222 44V43H221ZM228 44V43H227ZM232 44H233V41H232ZM237 44V43H236ZM240 44V43H239ZM238 44V45H239ZM246 44V43H245ZM251 44V43H250ZM249 44V45H250ZM258 44H259V42H258ZM5 45V44H4ZM97 45V44H96ZM95 45V46H96ZM129 45V44H128ZM139 45V44H138ZM149 45V44H148ZM235 45V44H234ZM237 45V46H238ZM254 45V44H253ZM130 46V45H129ZM135 47H138V46H136V45H134ZM142 46V45H141ZM147 46V45H146ZM215 45H213V47H214ZM227 46V45H226ZM233 46V45H232ZM236 46V45H235ZM241 46H244L243 44H241ZM248 46V45H247ZM134 47V48H135ZM144 47V46H143ZM220 47V46H219ZM229 47H231V46H229ZM18 48V47H17ZM80 48V47H79ZM142 48V47H141ZM218 48V47H217ZM221 48H223V46L221 45ZM107 49V48H106ZM138 49V48H137ZM215 49V48H214ZM234 49V48H233ZM252 49V48H251ZM262 49V48H261ZM143 50V49H142ZM219 50V49H218ZM217 50V51H218ZM221 50V49H220ZM219 50V51H220ZM226 50H227V48H226ZM229 50V49H228ZM232 50V49H231ZM238 50H239V46H238ZM121 51V50H120ZM152 51V50H151ZM209 51V52H208ZM218 51V52H219ZM260 51H262V50H260ZM124 52V51H123ZM126 52V51H125ZM130 52V51H129ZM153 52V51H152ZM155 52V51H154ZM153 52V53H154ZM223 52H225V51H223ZM228 52V51H227ZM232 52V51H231ZM135 53H136V49H135ZM140 53V52H139ZM205 53H207V56L205 57ZM217 53V52H216ZM233 53V52H232ZM236 53V52H235ZM235 53H234V55H235ZM239 53H240V51H239ZM244 53V52H243ZM243 53H242V55H243ZM264 53V52H263ZM227 54V53H226ZM225 54V55H226ZM229 54V53H228ZM245 54H248V52L247 53H245ZM261 54V53H260ZM28 55V54H27ZM121 55H122V53H121ZM126 55V54H125ZM134 55V54H133ZM141 55V54H140ZM144 55V54H143ZM153 55V54H152ZM155 55V54H154ZM215 55V54H214ZM218 55V54H217ZM221 55V54H220ZM262 55V54H261ZM106 56V55H105ZM108 56V55H107ZM106 56V57H107ZM123 56V55H122ZM127 56V55H126ZM138 56V55H137ZM145 56V55H144ZM231 56H233V55H231ZM252 56V55H251ZM128 57V56H127ZM133 57V56H132ZM146 57H151L150 55L149 56H146ZM223 57V56H222ZM225 57V56H224ZM227 57V56H226ZM230 57V56H229ZM234 57V56H233ZM236 57H237V55H236ZM253 57H255V56H253ZM110 58V57H109ZM119 58V57H118ZM129 58V57H128ZM140 58V57H139ZM156 58V57H155ZM212 58H214V57H212ZM221 58V57H220ZM259 58V57H258ZM125 59H127V58H125ZM130 59H131V56H130ZM129 59V60H130ZM133 59V58H132ZM137 59V58H136ZM150 59H152V58H150ZM215 59V58H214ZM216 59H217V57H216ZM226 58H224V60H225ZM231 59V58H230ZM236 59V58H235ZM234 58H233V60H235ZM243 59V58H242ZM108 60V59H107ZM141 60H143L142 58H141ZM153 60V59H152ZM152 60H150V62L152 61ZM218 60H220V59H218ZM223 60V61H224ZM248 60V59H247ZM256 60H257V58H256ZM138 61V60H137ZM145 61V60H144ZM157 61V60H156ZM156 61H155V64H156ZM214 61V60H213ZM212 61V62H213ZM228 61V60H227ZM230 61V60H229ZM39 62V61H38ZM120 62V61H119ZM118 62V63H119ZM127 62V61H126ZM147 62V61H146ZM217 62V61H216ZM236 62V61H235ZM250 62V61H249ZM253 62H255V61H253ZM20 63H21V61H20ZM138 63V62H137ZM144 63V62H143ZM142 63V64H143ZM159 63V62H158ZM219 63V62H218ZM228 63V62H227ZM233 62H230V63H228V64H232ZM244 63V62H243ZM257 63V62H256ZM39 64V63H38ZM147 64H149V63H147ZM161 64V65H162ZM209 64H211V63H209ZM214 64H217V63H212V65H214ZM226 64V63H225ZM6 65V64H5ZM17 65V64H16ZM19 65V64H18ZM44 65V64H43ZM47 65V64H46ZM105 65V64H104ZM103 65V66H104ZM115 65V64H114ZM123 65V64H122ZM151 65V64H150ZM150 65H148V66H150ZM153 65V64H152ZM22 66V65H21ZM27 66V65H26ZM25 66V67H26ZM121 66V65H120ZM145 66V65H144ZM211 66V65H210ZM237 66V65H236ZM256 66V64L254 65V68H256L255 67ZM263 66H264V64H263ZM23 67V66H22ZM24 67V68H25ZM127 67V66H126ZM143 67V66H142ZM238 67V66H237ZM12 68V67H11ZM141 68V67H140ZM162 68V67H161ZM194 68V67H193ZM196 68H201V66L200 67H196ZM212 68H214V66H212ZM212 68H211V70H212ZM222 68V67H221ZM224 68V67H223ZM222 68V69H223ZM116 69H117V67H116ZM118 69H120L119 67H118ZM123 69V68H122ZM142 69V68H141ZM144 69V68H143ZM148 69V68H147ZM150 69V68H149ZM153 68H151V70H152ZM154 69H156V68H154ZM158 69V68H157ZM157 69H156V71H157ZM195 69V68H194ZM201 69H204V68H201ZM216 69V68H215ZM220 69V68H219ZM237 69V68H236ZM257 69V68H256ZM102 70H103V68H102ZM124 70V69H123ZM196 70V69H195ZM228 70V69H227ZM235 70V69H234ZM258 70V69H257ZM16 71V70H15ZM21 71V70H20ZM26 71V70H25ZM156 71L154 72V73H156ZM207 71H209V70H207ZM219 71V70H218ZM217 71V72H218ZM240 71V70H239ZM243 71V70H242ZM101 73H102V71H100ZM159 72V71H158ZM185 72V71H184ZM225 72V71H224ZM223 72V73H224ZM235 72V71H234ZM255 72V71H254ZM122 73V72H121ZM120 73V74H121ZM132 73V72H131ZM199 73H200V71H199ZM202 73V72H201ZM200 73V74H201ZM207 73V72H206ZM256 73V72H255ZM24 74V73H23ZM109 74V73H108ZM107 74V75H108ZM119 74V73H118ZM129 74V73H128ZM136 74H137V72H136ZM144 74H145V72H144ZM157 74V73H156ZM176 74H177V72H176ZM182 74V73H181ZM203 74H204V71H203ZM202 74V75H203ZM209 74V73H208ZM207 74V75H208ZM215 74V73H214ZM238 74V70H237V73H236V75ZM21 75V74H20ZM83 75V74H82ZM127 75V74H126ZM138 75V74H137ZM146 75H148V77L150 76V77H154V74L153 73H146ZM146 75H145V77H146ZM185 75V74H184ZM221 75V74H220ZM227 75V74H226ZM124 76V75H123ZM122 75H121V78L123 77ZM140 76V75H139ZM142 76V75H141ZM179 76V75H178ZM116 77V76H115ZM117 77H118V75H117ZM119 77H120V75H119ZM135 77V76H134ZM138 76H136L135 77V79L137 78ZM148 77H146V78H148ZM197 77V76H196ZM205 77V76H204ZM212 77H214V75L213 76H211V78ZM216 77V76H215ZM226 77V76H225ZM229 77V76H228ZM4 78V77H3ZM25 78V77H24ZM28 78V77H27ZM125 78V77H124ZM179 78H180V76H179ZM184 78H186L187 79V77L186 76H184ZM199 78H203V77H199ZM224 78V77H223ZM9 79V78H8ZM75 79V78H74ZM113 79H116V78H113ZM133 80L132 79V81L134 82V84L133 85H135L136 84V80ZM155 79V78H154ZM210 79V78H209ZM87 80V79H86ZM85 80V81H86ZM141 80V79H140ZM161 80V81H162ZM198 80V79H197ZM224 80H225V78H224ZM27 81V80H26ZM25 81V82H26ZM118 81H121V80H118ZM125 81V80H124ZM138 79H137V83H138ZM141 81H143V79L141 80ZM152 80H150L149 82H151ZM183 81V80H182ZM184 81H186L185 79H184ZM183 81V82H184ZM198 81H200V80H198ZM202 81V80H201ZM200 81V82H201ZM226 81V80H225ZM249 81V80H248ZM247 81V82H248ZM100 82V81H99ZM102 82V81H101ZM112 82H114V80L112 81ZM133 82H131V83H133ZM147 82V81H146ZM162 82V83H163ZM180 82V81H179ZM213 82H215V81H213ZM3 84H4V82H2ZM8 83V82H7ZM27 83V82H26ZM26 83H25V85H26ZM75 83V82H74ZM121 83V82H120ZM120 83H118V84H120ZM127 84L129 83V81L128 82H126ZM142 83V82H141ZM157 83V82H156ZM161 83V84H162ZM181 83V82H180ZM196 83V82H195ZM198 83V82H197ZM202 83H203V81H202ZM209 83V82H208ZM236 83V82H235ZM113 84H115V83H113ZM123 84V83H122ZM153 84H154V82H153ZM185 84V83H184ZM183 84V85H184ZM206 84H207V82H206ZM228 84V83H227ZM5 85H6V83H5ZM39 85V84H38ZM125 85V84H124ZM138 85H140V83L138 84ZM150 85V84H149ZM180 85V84H179ZM197 85V84H196ZM211 85V84H210ZM217 85V84H216ZM12 86V85H11ZM29 86V85H28ZM103 86V85H102ZM112 86H114V85H112ZM117 86V85H116ZM126 86V85H125ZM184 86H186V84L184 85ZM188 86V85H187ZM198 87L200 86V83H199V85H197ZM208 86V85H207ZM234 86V85H233ZM7 87V86H6ZM132 87V86H131ZM148 86H146V88H147ZM154 87V86H153ZM179 87H181V86H179ZM217 87H218V85H217ZM105 88V87H104ZM109 88H111V87H109ZM118 88V87H117ZM136 88V87H135ZM134 88V89H135ZM144 88V87H143ZM207 88V87H206ZM1 89V88H0ZM9 89V88H8ZM11 89V88H10ZM30 89V88H29ZM47 89V88H46ZM77 89V88H76ZM101 89V88H100ZM145 89V88H144ZM152 89V88H151ZM180 89V88H179ZM184 89V88H183ZM182 89V90H183ZM209 89V88H208ZM214 89V88H213ZM219 89V88H218ZM2 90V89H1ZM0 90V91H1ZM3 90H4V87H3ZM7 90V89H6ZM110 90V89H109ZM119 90H120V88H119ZM131 90V89H130ZM130 90H129V92H130ZM191 90V89H190ZM206 90V89H205ZM32 91V90H31ZM140 91H141V89H140ZM146 91V90H145ZM186 91H187V89H186ZM192 91V90H191ZM8 92V91H7ZM6 92V93H7ZM12 92V91H11ZM26 92V91H25ZM104 92V91H103ZM107 92V91H106ZM118 92V91H117ZM131 92H133V89H132V91ZM131 92H130V94H131ZM136 92V91H135ZM142 92V91H141ZM184 92H185V89H184ZM193 92H194V90H193ZM197 92V91H196ZM3 93H4V91H3ZM10 93V92H9ZM50 93V92H49ZM113 93V92H112ZM119 93V92H118ZM123 93V92H122ZM121 93V94H122ZM139 93V92H138ZM138 93L136 94L137 96H138ZM146 93V92H145ZM147 93H148V91H147ZM146 93V94H147ZM149 93H150V91H149ZM180 93V94H179ZM205 93V92H204ZM215 93V92H214ZM12 94V93H11ZM14 94V93H13ZM31 94V96H32V93H30ZM29 94V95H30ZM47 94H48V92L44 89L43 90V88H42V90H41V95L42 96H47ZM80 94V93H79ZM78 94V95H79ZM101 94H103V93H101ZM115 94V93H114ZM113 94V95H114ZM125 94V93H124ZM133 94V93H132ZM131 94V95H132ZM135 94V93H134ZM140 94V93H139ZM142 94V93H141ZM187 94V93H186ZM190 94V93H189ZM199 94V93H198ZM1 95V94H0ZM21 95H23V94H21ZM20 95V96H21ZM86 95V94H85ZM106 95H108V94H106ZM112 95V96H113ZM148 95V94H147ZM195 95V94H194ZM197 95V94H196ZM201 95V94H200ZM40 96V95H39ZM49 96V95H48ZM111 96V95H110ZM119 96V95H118ZM128 96V95H127ZM126 96V97H127ZM130 96V95H129ZM134 96V95H133ZM140 96V95H139ZM142 96V95H141ZM187 96V95H186ZM209 96V95H208ZM5 97H7V95L5 96ZM4 97V98H5ZM9 97V96H8ZM24 97V96H23ZM52 97V96H51ZM100 97V96H99ZM104 97V96H103ZM109 97V96H108ZM107 97V98H108ZM120 97V96H119ZM122 97H123V94H122ZM192 97V96H191ZM197 97V96H196ZM212 97V96H211ZM226 97V96H225ZM228 97H230V96H228ZM232 97V96H231ZM48 98V97H47ZM86 98H88L87 96H86ZM106 98V97H105ZM104 98V99H105ZM114 99H115V97H113ZM117 98V97H116ZM132 98H134V97H132ZM141 98V97H140ZM139 98V99H140ZM145 98V97H144ZM186 98V97H185ZM188 98V97H187ZM199 98V97H198ZM78 99V98H77ZM109 99V98H108ZM107 99V100H108ZM113 99V100H114ZM195 99V98H194ZM200 99V98H199ZM223 99V98H222ZM227 99V98H226ZM42 100V99H41ZM50 100V99H49ZM60 100H61V98H60ZM94 100V99H93ZM98 100H100V98L98 99ZM98 100H97V102H98ZM111 100V99H110ZM119 100H120V98H119ZM125 100V99H124ZM128 100V99H127ZM126 100V101H127ZM138 100V99H137ZM143 100V99H142ZM202 100H204V99H202ZM210 100V99H209ZM5 101V100H4ZM12 101V100H11ZM20 101V100H19ZM48 101V100H47ZM52 101V100H51ZM55 101V100H54ZM77 101V100H76ZM101 101V100H100ZM136 101V100H135ZM190 101V100H189ZM193 101V100H192ZM196 101V100H195ZM194 101V102H195ZM3 102V101H2ZM1 102V103H2ZM7 102V101H6ZM27 102H29L28 100H27ZM37 102V101H36ZM96 102V101H95ZM113 102V101H112ZM116 102V101H115ZM128 102H129V100H128ZM133 102V101H132ZM131 102V103H132ZM184 102V101H183ZM208 102V101H207ZM4 103V102H3ZM21 103V102H20ZM35 103V102H34ZM38 103V102H37ZM45 103H46V101H45ZM44 103V104H45ZM117 103V102H116ZM123 103H124V101H123ZM135 103V102H134ZM179 103V104H178ZM187 104H188V102H186ZM185 103V104H186ZM191 103V102H190ZM193 103V102H192ZM42 104H43V102H42ZM70 104V103H69ZM101 104V103H100ZM114 104V103H113ZM197 104V103H196ZM8 105V104H7ZM9 105H10V103H9ZM107 105V106H108ZM116 105V104H115ZM120 105V104H119ZM134 105V104H133ZM138 105V104H137ZM191 105V104H190ZM204 105V104H203ZM3 106V105H2ZM39 106V105H38ZM42 106V105H41ZM78 106V105H77ZM97 106V105H96ZM123 106V105H122ZM131 106V105H130ZM188 106V105H187ZM194 106V105H193ZM4 107V106H3ZM8 107V106H7ZM13 107V106H12ZM68 107V106H67ZM100 107V106H99ZM98 107V108H99ZM113 107V106H112ZM120 107H121V105H120ZM198 107V106H197ZM17 108V107H16ZM77 108V107H76ZM103 108V107H102ZM101 108V109H102ZM117 108H119V106L117 107ZM133 108V107H132ZM131 108V109H132ZM136 108H137V106H136ZM144 108H148V109H146V110H144ZM200 108V107H199ZM2 109V108H1ZM43 109V108H42ZM69 109V108H68ZM78 109V108H77ZM107 109H108V107H107ZM115 109H116V107H115ZM134 109H135V107H134ZM133 109V110H134ZM137 109H140V108H137ZM202 109V108H201ZM3 110V109H2ZM6 110V109H5ZM99 110V109H98ZM106 110V109H105ZM120 110H122V109H120ZM128 110V111H127ZM192 110H193V108H192ZM192 110H191V112H192ZM198 110V109H197ZM203 110V109H202ZM15 111H16V109H15ZM74 111V110H73ZM73 111H71V112H73ZM90 111V110H89ZM117 111H118V113H117ZM139 111V110H138ZM199 111V110H198ZM201 111V110H200ZM1 112V111H0ZM14 112V111H13ZM103 112V110H101V113ZM190 112V111H189ZM194 112V111H193ZM2 113H4V112H2ZM6 113V112H5ZM17 113V112H16ZM100 113V112H99ZM134 113V114H133ZM199 113V112H198ZM19 114V113H18ZM87 114H89V113H87ZM94 114V113H93ZM103 114V113H102ZM137 114V113H136ZM140 114V113H139ZM212 114V113H211ZM5 115V114H4ZM33 115V114H32ZM141 115V114H140ZM198 115V114H197ZM6 116H8V115H6ZM18 116V115H17ZM91 116V115H90ZM95 116H97V115H95ZM138 116V115H137ZM202 116V115H201ZM4 117V116H3ZM11 117V116H10ZM14 117V116H13ZM60 117H61V119H60ZM195 117V116H194ZM200 116H198V118H199ZM2 118V117H1ZM7 118V117H6ZM9 118V117H8ZM127 118V119H126ZM137 118V119H136ZM141 118V117H140ZM144 119V120H145ZM200 119V118H199ZM262 119V118H261ZM7 120V119H6ZM16 120V119H15ZM198 120V119H197ZM141 121V120H140ZM195 121V120H194ZM199 121V120H198ZM203 121V120H202ZM12 122V121H11ZM13 122H14V120H13ZM115 122H118V124H112V123H115ZM204 122V121H203ZM202 122V123H203ZM5 123H7V122H5ZM16 123V122H15ZM38 123V122H37ZM40 123V122H39ZM144 123V122H143ZM206 123H204V125H205ZM221 124V123H220ZM102 125V127L101 128H96V127H99V126H101ZM137 125H139L140 127H141V131L139 132V133H137V134H139L138 136H135L136 135V133H134V132H132V133H134L135 135L134 136H132V139H130L129 138V131H130V133H131V131H132V129L136 132L137 131ZM195 125V124H194ZM199 125V124H198ZM223 125V124H222ZM27 126V125H26ZM38 126V125H37ZM42 126V125H41ZM203 126V125H202ZM217 126V125H216ZM2 127V126H1ZM3 127H4V125H3ZM12 127V126H11ZM40 127V126H39ZM218 127V126H217ZM16 128V127H15ZM41 128V127H40ZM39 128V129H40ZM43 128V127H42ZM115 128V129H114ZM198 127H196L195 129H197ZM200 128V127H199ZM7 129V128H6ZM29 129V128H28ZM191 129H192V127H191ZM205 129H206V127H205ZM42 130V129H41ZM200 130V129H199ZM211 130V129H210ZM8 132H9V130H7ZM193 131V130H192ZM1 132V131H0ZM12 132V131H11ZM17 132V131H16ZM22 132V131H21ZM36 132V131H35ZM34 132V133H35ZM200 132V131H199ZM7 133V132H6ZM15 133V132H14ZM190 133V132H189ZM198 133V132H197ZM202 133V132H201ZM210 133V132H209ZM140 134H144L143 136H140ZM184 134V133H183ZM207 134H208V132H207ZM18 135V134H17ZM193 135V134H192ZM194 135H196V134H194ZM202 135V134H201ZM206 135V134H205ZM8 136L10 137V135L8 134ZM13 136V135H12ZM21 136H24V135H21ZM191 136V135H190ZM203 136H204V133H203ZM14 137H15V135H14ZM19 137H20V135H19ZM25 137V136H24ZM209 137V136H208ZM5 138V137H4ZM11 138H13V137H11ZM183 138V139H182ZM78 139H80V140H78ZM82 139V140H81ZM189 139H190V137H189ZM12 140V139H11ZM196 140V139H195ZM194 140V142L196 143V141ZM5 141H6V139H5ZM9 141V140H8ZM20 141V140H19ZM18 141V142H19ZM79 141V142H78ZM135 142L137 145L136 146H134L133 145V142ZM182 141V142H181ZM190 141V140H189ZM202 141V140H201ZM130 142H132V143H130ZM167 142H172V144H169V143H167ZM198 142V141H197ZM5 143V142H4ZM180 143V145L178 146V144ZM187 143V142H186ZM15 144V143H14ZM21 144H22V142H21ZM3 145V144H2ZM12 145V144H11ZM25 145V144H24ZM186 145V144H185ZM192 145V144H191ZM191 145H190V147H191ZM194 145V144H193ZM192 145V146H193ZM8 146H10V145H8ZM22 146V145H21ZM189 146V145H188ZM14 147V146H13ZM80 147V146H79ZM166 147H167V149H166ZM179 147V148H178ZM26 148V147H25ZM183 148H185V147H183ZM182 148V149H183ZM186 148H188V147H186ZM192 148V147H191ZM190 148V149H191ZM16 149V148H15ZM194 149V148H193ZM2 150V148L0 149V151ZM186 150V149H185ZM26 151V150H25ZM162 151V152H161ZM184 151V150H183ZM182 151V152H183ZM191 151V150H190ZM181 152V153H182ZM187 152V151H186ZM185 152V153H186ZM5 153V152H4ZM159 153H161V154H159ZM180 153V152H179ZM192 153H194V151L192 152ZM192 153H190L189 152V154L191 155ZM8 153H6V155H7ZM187 154V153H186ZM12 155H14V154H12ZM189 155V156H190ZM5 157V156H4ZM184 157H186V156H184ZM6 158H7V156H6ZM180 158V157H179ZM189 158V157H188ZM53 159V158H52ZM182 159V158H181ZM260 159V158H259ZM262 159H263V157H262ZM245 160V159H244ZM5 162H7V159L6 160H4ZM166 161H169L168 163H167V165L166 164H164ZM180 161V160H179ZM260 161V160H259ZM182 162V161H181ZM187 162H188V160H187ZM13 163V162H12ZM59 163V162H58ZM179 163V162H178ZM183 163V162H182ZM4 164V163H3ZM2 164V165H3ZM44 164V163H43ZM181 164V163H180ZM179 164V165H180ZM246 164V163H245ZM6 165V164H5ZM39 165V164H38ZM51 165V164H50ZM164 165H165V167H164ZM176 165V164H175ZM182 165V164H181ZM1 166V165H0ZM7 166V165H6ZM47 166H48V162H47ZM64 166V165H63ZM62 166V167H63ZM167 166V167H166ZM171 166V165H170ZM173 166V165H172ZM177 166V165H176ZM212 166V165H211ZM2 167V166H1ZM8 167V166H7ZM28 167V166H27ZM54 167H55V169H56V171H54L55 169H54ZM245 167V166H244ZM247 167V166H246ZM45 168V167H44ZM59 168V167H58ZM182 168V167H181ZM180 168V169H181ZM187 168V167H186ZM242 168H243V166H242ZM6 169V168H5ZM4 169V170H5ZM27 169V168H26ZM41 169V168H40ZM174 169H176L175 167H174ZM183 169V168H182ZM181 169V170H182ZM239 169V168H238ZM19 170H20V168H19ZM28 170H29V168H28ZM36 170H38V169H36ZM53 170V171H52ZM178 170V169H177ZM240 170V169H239ZM239 170H237V171H239ZM1 171H2V169H1ZM6 171V170H5ZM45 171V170H44ZM173 171V170H172ZM179 171V170H178ZM183 171H184V169H183ZM186 171V170H185ZM184 171V172H185ZM190 171V170H189ZM249 171H250V169H249ZM39 172V171H38ZM99 172H106L105 174H100ZM114 172H120V173H122V175L123 176H117L116 174H114ZM175 172V171H174ZM181 172V171H180ZM180 172H179V175H180ZM248 172V171H247ZM246 172V173H247ZM5 173V172H4ZM37 173V172H36ZM95 173H98V174H95ZM188 173V172H187ZM235 173V172H234ZM238 173V172H237ZM244 173V172H243ZM14 174V173H13ZM44 174V173H43ZM95 174V175H94ZM178 174V173H177ZM233 174V173H232ZM34 175V174H33ZM36 176H37V174H35ZM136 175H138V176H136ZM174 175V174H173ZM184 175V174H183ZM183 175H182V177H183ZM187 175V174H186ZM234 175H236V174H234ZM253 175V174H252ZM35 176V177H36ZM175 176V175H174ZM212 176V175H211ZM224 176V175H223ZM225 176H226V174H225ZM231 176V175H230ZM250 176V175H249ZM30 177V176H29ZM38 177V176H37ZM74 177V176H73ZM85 177V176H84ZM171 177H173V176H171ZM185 177V176H184ZM229 177V176H228ZM237 177V176H236ZM241 177V176H240ZM252 177V176H251ZM41 178V176L39 177V179ZM158 179V180H156V182H154V180L155 179ZM194 178V177H193ZM225 178H227V176L225 177ZM247 178V177H246ZM30 179V178H29ZM38 179V180H39ZM42 179V178H41ZM197 179V178H196ZM212 179H214V177L212 178ZM221 179V178H220ZM205 180V179H204ZM208 180V179H207ZM215 180V179H214ZM234 180V179H233ZM15 181H16V179H15ZM40 181V180H39ZM59 181H61V180H59ZM81 180H79V182H80ZM181 181V180H180ZM193 181H195L194 179H193ZM197 181V180H196ZM199 181V180H198ZM197 181V182H198ZM200 181H202V180H200ZM216 181V180H215ZM217 181H219L218 179H217ZM254 181V180H253ZM54 182V181H53ZM106 182V183H107ZM178 182V181H177ZM204 182V181H203ZM234 182H236V181H234ZM244 182V181H243ZM251 182V181H250ZM33 182H31V184H32ZM44 183V182H43ZM84 183V182H83ZM105 183V184H106ZM189 183H190V181H189ZM205 183V182H204ZM209 183V182H208ZM228 183V182H227ZM89 184V183H88ZM95 184H97V183H95ZM103 184V183H102ZM194 184H196V183H194ZM193 184V185H194ZM199 184H200V182H199ZM214 184V183H213ZM217 184V183H216ZM216 184H214V185H216ZM219 184V183H218ZM217 184V185H218ZM222 184V183H221ZM221 184H219L218 186L220 187V185ZM231 184V183H230ZM254 184V183H253ZM256 184V183H255ZM191 185V184H190ZM207 185H209V184H207ZM206 185V186H207ZM210 185H212V184H210ZM243 185V184H242ZM97 186V185H96ZM107 186V185H106ZM196 186H197V184H196ZM202 186V185H201ZM206 186H204V187H206ZM231 186V185H230ZM229 186V187H230ZM237 186H238V183H237ZM236 186V187H237ZM241 186V185H240ZM248 186V185H247ZM257 186V185H256ZM76 187V186H75ZM104 186H102V188H103ZM193 187V186H192ZM227 187V186H226ZM225 187V188H226ZM29 188V187H28ZM33 188V187H32ZM78 188V187H77ZM195 188V187H194ZM199 188V187H198ZM223 188V186L221 187V189ZM234 189H235V187H233ZM11 189V188H10ZM14 189V188H13ZM21 189V188H20ZM59 189V188H58ZM61 189V188H60ZM69 189V188H68ZM167 189H169V190H167ZM176 189H177V186H176ZM200 189V188H199ZM211 189H212V187H211ZM253 189V188H252ZM22 190V189H21ZM26 190V189H25ZM103 190H104V188H103ZM187 190H188V188H187ZM192 190V189H191ZM230 190V189H229ZM235 190H237V189H235ZM234 190V191H235ZM255 190V189H254ZM49 192H51L52 190L51 189H49L48 190ZM174 191V190H173ZM190 191V190H189ZM196 191V190H195ZM205 191V190H204ZM216 191V190H215ZM240 191V190H239ZM256 191V190H255ZM11 192H12V190H11ZM15 192V191H14ZM23 192V191H22ZM30 192V191H29ZM139 192V193H140ZM184 192V191H183ZM229 192V191H228ZM232 192H233V190H232ZM1 193V192H0ZM99 193V195L100 196H102V197H98L99 199L97 200V202L95 203V202H93V203H91V205L89 206V205H86L85 204V206H86V208L87 209H85L86 210V212L85 211H83V206H84V203H78L77 204V210H78V217H79V219H78V227H79V232L77 233V235L75 236V240L76 241H81V240H83V239H85V237H87L88 235H90V237L89 238H91L92 240L94 239L95 240V245L97 246L96 247V249H97V251H96V254H95V256H94V259H93V264H130V261L131 260H129V255H130V250H131V247H132V242H133V239H132V242H130V240H129V238L130 237H132L131 235H130V237H129V233H126L127 235H128V237L129 238H127V240L125 239V238H123L124 240L122 241V244L118 247V249H113L112 250V252L110 253V257L108 256L106 259H105V255H106V253H105V250H106V248H108V251H106V252H109V247H107V245H108V240L110 239L109 238V236H111L112 234H110L108 237H107V234L108 233H106L107 232V228L109 227L108 226V223H107V221H106V219H105V215H106V213H108L107 212V210L109 209L108 208V204L107 205H105V203L107 202V200H108V198H106V196L105 195H103L104 194V191H101V192H98ZM185 194H186V190H185V192H184ZM202 193V192H201ZM205 192H203V194H204ZM207 193V192H206ZM205 193V194H206ZM162 194H164V192L162 193ZM174 194V193H173ZM173 194H172V196H170V197H173ZM176 194V193H175ZM174 194V195H175ZM182 194V193H181ZM180 194V195H181ZM184 194V195H185ZM195 194V193H194ZM212 194V193H211ZM210 194V195H211ZM231 194V193H230ZM233 194V193H232ZM231 194V195H232ZM256 194V193H255ZM22 195V194H21ZM20 195V196H21ZM71 195V194H70ZM159 195V194H158ZM197 195H198V192H197ZM200 195V194H199ZM198 195V196H199ZM215 195V194H214ZM222 195H225V192H224V194H222ZM231 195H230V197H231ZM239 195V194H238ZM10 196V195H9ZM13 196V195H12ZM16 196V195H15ZM19 196V195H18ZM183 196V195H182ZM191 196V195H190ZM195 196V195H194ZM218 196V195H217ZM256 196V195H255ZM254 196V197H255ZM39 197H42V195L41 194H39ZM112 197V196H111ZM181 197V196H180ZM188 197V196H187ZM202 197V196H201ZM200 197V198H201ZM208 197V196H207ZM207 197H205V198H207ZM220 197V196H219ZM219 197H217V198H219ZM230 197H228V198H230ZM21 198H22V196H21ZM25 198V197H24ZM80 198V197H79ZM164 198V197H163ZM216 198V197H215ZM225 198V197H224ZM227 198V199H228ZM232 198H233V195H232ZM251 198V197H250ZM19 199V198H18ZM37 199H38V203H39V200L42 202V199L41 198H38L37 197ZM77 199V198H76ZM154 199H155V197H154ZM157 199V198H156ZM178 199V198H177ZM182 199V198H181ZM188 200H189V198H187ZM195 198H193V200H194ZM234 199V198H233ZM232 199V200H233ZM22 200V199H21ZM20 200V201H21ZM65 200L67 201V197H66V195H65ZM160 200V199H159ZM165 200V199H164ZM171 200H172V198H171ZM186 200V199H185ZM187 200V201H188ZM192 200V199H191ZM192 200V202H194ZM201 201H202V198L200 199ZM208 201H209V199H207ZM212 200V199H211ZM229 200V199H228ZM231 200V199H230ZM231 200V201H232ZM80 201H83V200H80ZM85 201V200H84ZM109 201H111V200H109ZM174 201H177V200H175L174 199ZM179 201H181V200H179ZM178 201V202H179ZM199 201V200H198ZM216 201H218V200H216ZM220 201H222V200H220ZM224 201V200H223ZM240 201V200H239ZM23 202H27V200H22V204H23ZM65 202V201H64ZM72 202V201H71ZM157 202V201H156ZM161 202V201H160ZM160 202H159V204H160ZM167 202V201H166ZM173 202V201H172ZM204 202V201H203ZM207 202V201H206ZM230 202V201H229ZM235 202H236V200H235ZM19 203V202H18ZM74 203V202H73ZM111 203V202H110ZM149 203H151V201H149ZM154 203H155V201H154ZM153 203V204H154ZM165 203V202H164ZM168 203H170V202H168ZM177 203V202H176ZM181 203V202H180ZM188 203V202H187ZM187 203H185L186 204V206H187ZM200 203V202H199ZM208 203V202H207ZM210 203V202H209ZM211 203H213V202H211ZM215 203V202H214ZM218 203H220V202H218ZM234 203V202H233ZM238 203V202H237ZM40 204V203H39ZM98 204H100V205H98ZM157 204V203H156ZM173 204V203H172ZM175 204V203H174ZM197 204V203H196ZM204 204V203H203ZM206 204V203H205ZM222 204H223V202H222ZM18 205V204H17ZM118 205V206H117ZM116 206L117 207H119L120 206V203L119 204H117ZM144 205V204H143ZM146 205V204H145ZM145 205L144 206H142V207H145ZM158 205V204H157ZM156 205V206H157ZM163 205V204H162ZM183 205H184V203H183ZM189 205H190V203H189ZM211 205V204H210ZM220 205V204H219ZM229 205V204H228ZM237 205V204H236ZM241 205H243V204H241ZM244 205H245V203H244ZM165 206H166V204H165ZM164 206V207H165ZM178 206V205H177ZM190 206H193L192 205V203H191V205ZM213 206H214V204H213ZM226 206V205H225ZM240 206V205H239ZM140 207V206H139ZM141 207V208H142ZM150 207V206H149ZM167 207H168V205H167ZM176 207V206H175ZM195 207V206H194ZM194 207H192V208H194ZM205 207H207V205L205 206ZM215 208H216V205L214 206ZM219 207V206H218ZM217 207V208H218ZM228 207V206H227ZM226 207V208H227ZM248 207V206H247ZM15 209H16V205H15V207H14ZM39 208V207H38ZM85 208V207H84ZM154 208V207H153ZM153 208H151V209H153ZM156 208V207H155ZM161 208V207H160ZM171 208V207H170ZM176 208H178V207H176ZM184 208H185V206H184ZM202 208V207H201ZM208 208V207H207ZM241 208V207H240ZM15 209H13V210H15ZM21 209V208H20ZM115 209L117 210V208L115 207ZM173 209V208H172ZM180 209V208H179ZM186 209V208H185ZM211 209V208H210ZM225 209V208H224ZM256 209V208H255ZM23 210V209H22ZM69 210V209H68ZM75 210V209H74ZM141 210V209H140ZM157 210V209H156ZM156 210H154V211H156ZM161 210V209H160ZM169 210V209H168ZM176 210V209H175ZM174 210V211H175ZM178 210V209H177ZM187 210H189V209H187ZM194 210V209H193ZM197 210H198V208H197ZM197 210H195V212L197 211ZM200 210V209H199ZM202 210V209H201ZM206 210V209H205ZM225 210H229V209H225ZM239 210V209H238ZM114 211V210H113ZM130 211V210H129ZM128 211V212H129ZM139 211V210H138ZM148 211V210H147ZM147 211H145V212H147ZM159 211V210H158ZM158 211H156V213L158 212ZM167 211V210H166ZM179 211V210H178ZM184 211H186V210H184ZM191 211H192V209H191ZM208 211V210H207ZM213 211V210H212ZM244 211V210H243ZM144 212V211H143ZM180 212V211H179ZM182 212V211H181ZM199 212V211H198ZM206 212V211H205ZM211 212V211H210ZM210 212H208L207 214H209ZM253 212V211H252ZM114 213H116V212H114ZM129 213H131V212H129ZM139 213V212H138ZM137 213V214H138ZM151 213V212H150ZM167 213V212H166ZM170 213V212H169ZM178 213V212H177ZM189 213H190V211H189ZM201 213V212H200ZM212 213V212H211ZM224 213H225V211H224ZM229 213V212H228ZM249 213V212H248ZM20 214H21V212H20ZM19 214V215H20ZM67 214V213H66ZM65 214V215H66ZM85 214V215H84ZM131 214H133V213H131ZM155 214V213H154ZM196 214V213H195ZM194 214V215H195ZM198 214V213H197ZM196 214V215H197ZM203 214H204V212H203ZM206 214V215H207ZM223 214V213H222ZM233 214V213H232ZM237 214V213H236ZM140 215V214H139ZM163 215H165V213L163 214ZM179 215V214H178ZM186 215V214H185ZM217 215H218V213H217ZM224 215V214H223ZM226 215H228V214H226ZM234 215V214H233ZM232 215V216H233ZM250 215V214H249ZM258 215V214H257ZM67 216V215H66ZM123 216V215H122ZM146 216H148L147 214H146ZM183 216V215H182ZM188 216V215H187ZM214 216H216V215H214ZM213 216V217H214ZM219 216V215H218ZM236 216V215H235ZM243 216V215H242ZM106 217H108V216H106ZM119 217V216H118ZM131 217H132V215H131ZM140 217V216H139ZM142 217V216H141ZM141 217H140V219H141ZM189 217H190V215H189ZM193 217V216H192ZM224 217V216H223ZM230 217V216H229ZM234 217V216H233ZM249 217V216H248ZM248 217H247V219H248ZM40 218V217H39ZM44 217H42V219H43ZM110 218V217H109ZM122 218H124V217H122ZM121 218V219H122ZM138 218V217H137ZM136 218V219H137ZM142 218H144V217H142ZM150 218H152L151 216H150ZM159 218V217H158ZM180 218H183V217H180ZM191 218V217H190ZM189 218V219H190ZM194 218H196V216L194 217ZM200 218H203L202 217V215L200 216ZM236 218V217H235ZM244 218V217H243ZM250 218V217H249ZM41 219V218H40ZM139 219V218H138ZM147 219H149V218H147ZM153 219V218H152ZM198 219V218H197ZM211 219V218H210ZM227 219V218H226ZM251 219V218H250ZM76 220V219H75ZM150 220V219H149ZM154 220V219H153ZM156 220V219H155ZM174 220H175V218H174ZM178 220V219H177ZM184 220V219H183ZM183 220H181V221H183ZM192 220H194V219H192ZM201 220V219H200ZM219 220H220V218H219ZM234 220V219H233ZM249 220V219H248ZM247 220V221H248ZM69 221V220H68ZM132 221V220H131ZM136 221V220H135ZM139 221V220H138ZM142 221H144V220H142ZM161 221V220H160ZM167 221V220H166ZM195 221H197V220H195ZM209 221V220H208ZM216 221V220H215ZM224 221V220H223ZM235 221V220H234ZM237 221V220H236ZM235 221V222H236ZM129 222V221H128ZM127 222V223H128ZM147 222V221H146ZM175 222V221H174ZM173 222V223H174ZM179 222V221H178ZM199 222V221H198ZM202 222H203V220H202ZM218 222V221H217ZM232 223H233V221H231ZM234 222V223H235ZM131 223V222H130ZM153 223V222H152ZM165 223V222H164ZM180 223V222H179ZM185 223H186V221H185ZM197 223V222H196ZM210 223V222H209ZM212 223V222H211ZM210 223V224H211ZM213 223H215V222H213ZM225 223V222H224ZM237 223H238V221H237ZM244 223H246V222H244ZM264 223V222H263ZM136 224H137V222H136ZM151 224V223H150ZM157 224V223H156ZM155 224V225H156ZM162 224V223H161ZM160 224V225H161ZM166 224H167V222H166ZM170 224V223H169ZM216 224V223H215ZM255 224V223H254ZM118 225V224H117ZM135 225V224H134ZM133 225V226H134ZM140 225V224H139ZM152 225V224H151ZM154 225V224H153ZM152 225V226H153ZM154 225V226H155ZM196 225V224H195ZM199 226H200V224H198ZM217 225V224H216ZM229 226H230V224H228ZM247 225V224H246ZM250 225V224H249ZM124 226V225H123ZM128 226V225H127ZM131 226V225H130ZM136 226V225H135ZM141 226V225H140ZM144 226V225H143ZM148 227H149V225H147ZM146 226V228H148ZM169 226V225H168ZM170 226H172V225H170ZM168 227V228H171V227ZM174 226H175V223H174ZM180 226H181V224H180ZM189 226H191V225H189ZM224 226V225H223ZM234 226V225H233ZM239 226H241V225H239ZM242 226H243V224H242ZM136 227H138L139 228V226L137 225ZM145 227V226H144ZM158 227V226H157ZM176 227H178V226H176ZM207 227V226H206ZM205 227V229H207ZM215 227V226H214ZM143 228V227H142ZM166 228V227H165ZM217 228V227H216ZM223 228V227H222ZM221 228V229H222ZM229 228V227H228ZM228 228H227V230H228ZM235 228H236V226H235ZM234 228V229H235ZM256 228V227H255ZM261 228V227H260ZM259 228V229H260ZM87 230V232L89 233V234H86V235H84L83 234V230ZM109 229V228H108ZM132 229V228H131ZM133 229H136L135 227H133ZM150 229V228H149ZM163 229V228H162ZM180 229V228H179ZM198 229V228H197ZM209 229V228H208ZM230 229H231V227H230ZM233 229V228H232ZM239 229V228H238ZM250 229V228H249ZM143 230V229H142ZM144 230H145V228H144ZM148 230V229H147ZM157 230H158V228H157ZM169 229H167V231H168ZM172 229H170V231H171ZM176 230V229H175ZM194 230V229H193ZM204 230V229H203ZM237 230V229H236ZM251 231H252V229H250ZM254 230V229H253ZM261 230V229H260ZM259 230V231H260ZM263 230V229H262ZM72 231V230H71ZM78 231V230H77ZM76 231V232H77ZM138 231V230H137ZM136 230H134V232H137ZM146 231V230H145ZM148 231H150V230H148ZM159 231V230H158ZM165 231V230H164ZM163 231V233H165ZM173 231V230H172ZM195 231V230H194ZM209 231V230H208ZM73 232H74V230H73ZM110 232V231H109ZM129 232V231H128ZM169 232V231H168ZM167 232V233H168ZM205 232V231H204ZM216 232V231H215ZM217 232H218V230H217ZM238 232H240V231H238ZM263 233H264V231H262ZM261 232V233H262ZM131 233V232H130ZM133 233V232H132ZM140 233V232H139ZM138 233V234H139ZM145 233V232H144ZM158 233V232H157ZM160 234H161V232H159ZM158 233V234H159ZM175 233H176V231H175ZM174 233V234H175ZM188 232H186V234H187ZM200 233V232H199ZM219 233V232H218ZM221 233V232H220ZM229 233V232H228ZM231 233V232H230ZM250 233V232H249ZM249 233H246V234H248L249 235ZM257 233V232H256ZM76 234V233H75ZM147 234V233H146ZM150 234V233H149ZM170 234V233H169ZM182 234H183V232H182ZM234 234V233H233ZM246 234H245V237H246ZM259 234V233H258ZM133 235V234H132ZM141 236L143 235V233H141L140 234ZM154 235V234H153ZM162 235V234H161ZM160 235V236H161ZM167 235V234H166ZM198 235V234H197ZM203 235H205V234H203ZM254 235H255V233H254ZM260 235H262V234H260ZM148 236H150V235H148ZM162 236H164V235H162ZM172 236V235H171ZM179 236V235H178ZM199 236H201L202 237V234L201 235H199ZM214 236V235H213ZM212 236V237H213ZM218 236V235H217ZM136 237H137V235H136ZM154 237V236H153ZM174 237V236H173ZM182 237V236H181ZM190 237V236H189ZM195 237V236H194ZM243 238H244V236H242ZM140 238V237H139ZM142 238V237H141ZM147 238V237H146ZM165 238V237H164ZM168 238V237H167ZM185 238V237H184ZM191 238V237H190ZM197 238H198V236H197ZM205 238H207V237H205ZM214 238V237H213ZM229 238V237H228ZM240 238V237H239ZM254 238H256V237H254ZM260 237H258V239H259ZM262 238H264V235L262 236ZM151 239V238H150ZM149 239V240H150ZM157 239V238H156ZM166 239V238H165ZM179 239V238H178ZM199 239V238H198ZM201 239V238H200ZM199 239V240H200ZM208 239V238H207ZM216 239H218V238H216ZM220 239V238H219ZM235 239V238H234ZM39 240L40 241H42V240H44L42 237H40L39 238ZM138 240H140V239H138ZM138 240H136V241H138ZM142 240V239H141ZM154 240V239H153ZM162 240V239H161ZM169 240V239H168ZM191 240V239H190ZM204 240V239H203ZM202 240V241H203ZM206 240V239H205ZM230 240V239H229ZM228 240V241H229ZM236 240V239H235ZM264 240V239H263ZM135 241V242H136ZM148 241V240H147ZM147 241H145V243L147 242ZM155 241H157V240H155ZM159 241H160V239H159ZM166 241V240H165ZM194 241V240H193ZM192 241V242H193ZM198 241V240H197ZM210 241V240H209ZM216 241V240H215ZM227 241V240H226ZM227 241V242H228ZM233 241V240H232ZM240 240H237L236 242H239ZM261 241V240H260ZM91 242V241H90ZM92 242H94V241H92ZM91 242V243H92ZM173 242V241H172ZM175 242V241H174ZM183 242V241H182ZM191 242V241H190ZM196 242V241H195ZM200 242V241H199ZM235 242V241H234ZM241 242V241H240ZM136 243H139V242H136ZM135 243V244H136ZM144 243V244H145ZM152 243V242H151ZM151 243H150V245H151ZM158 243H160V242H158ZM167 243H169L170 244V242H168L167 241ZM180 243H181V241H180ZM180 243H178V244H180ZM201 243V242H200ZM199 243V244H200ZM203 244H204V246L206 245L205 244V242H202ZM212 243H213V239H212ZM211 243V244H212ZM217 243V242H216ZM215 243V244H216ZM218 243H219V241H218ZM223 243V242H222ZM253 243V242H252ZM143 244V243H142ZM148 244H149V242H148ZM154 244V243H153ZM161 244V243H160ZM165 242H164V246H165ZM187 244H188V242H187ZM198 244V243H197ZM225 244V243H224ZM224 244H223V246H224ZM231 245H232V242L230 243ZM257 244V243H256ZM255 244V246H257ZM262 244V243H261ZM48 245V244H47ZM137 245V244H136ZM156 245V244H155ZM154 245V246H155ZM159 245V244H158ZM186 245V244H185ZM209 245V244H208ZM208 245H206V246H208ZM242 245V244H241ZM260 245V244H259ZM46 246V245H45ZM153 246V247H154ZM168 246V245H167ZM182 246V245H181ZM195 246H196V244H195ZM199 246V245H198ZM202 246V245H201ZM205 246V247H206ZM219 246H221V245H219ZM237 246H238V244H237ZM115 247V246H114ZM176 247H177V245H176ZM200 247V246H199ZM203 247V246H202ZM204 247V248H205ZM214 247V246H213ZM217 247H218V245H217ZM245 247V246H244ZM259 247V246H258ZM264 247V246H263ZM89 248V247H88ZM142 248V247H141ZM164 248H166V247H164ZM168 248V247H167ZM174 248V247H173ZM178 248V247H177ZM176 248V249H177ZM187 248V247H186ZM185 248V249H186ZM193 248V247H192ZM201 248V247H200ZM207 248V247H206ZM210 248H211V246H210ZM221 248V247H220ZM225 248H226V246H225ZM238 248V247H237ZM252 248H254V247H252ZM262 248V247H261ZM260 248V249H261ZM144 249V248H143ZM142 249V250H143ZM145 249H146V247H145ZM149 249V251H150V248H148ZM158 249V248H157ZM156 249V250H157ZM183 249H184V247H183ZM214 249H215V247H214ZM222 249V248H221ZM232 249H233V247H232ZM134 250V249H133ZM132 250V251H133ZM155 250V249H154ZM162 251H160L161 253L163 252V250L165 251V249H161ZM168 250V249H167ZM198 250V249H197ZM203 250V249H202ZM201 250V251H202ZM205 250V249H204ZM211 250V249H210ZM210 250H207V252H209ZM225 250V249H224ZM234 250V249H233ZM236 250V252H237V249H235ZM252 250V249H251ZM85 251H87V250H85ZM177 251H180V253H181V249H178ZM193 251V250H192ZM195 251V250H194ZM216 251V250H215ZM90 252V251H89ZM146 252H148V251H146ZM198 252V251H197ZM230 252V251H229ZM261 252V251H260ZM138 253V252H137ZM136 253V254H137ZM139 253H140V251H139ZM143 253L145 254V252L143 251ZM189 253V252H188ZM187 252H186V254H188ZM200 253V252H199ZM204 253V252H203ZM221 253H223L222 251H221ZM225 253V252H224ZM224 253H223V255H224ZM241 253V252H240ZM254 253V252H253ZM262 253H264V252H262ZM261 253V254H262ZM40 257H39V259H40V264H55V253L52 251L51 253H49V254H47V246H46V248L45 249H43V250H40ZM129 254V255H128ZM135 254V255H136ZM151 254V253H150ZM149 254V255H150ZM154 254H156V253H154ZM170 254V253H169ZM168 254V255H169ZM173 254H174V251H173ZM175 254H176V252H175ZM193 254H195V253H193ZM192 254V255H193ZM205 254H206V252H205ZM204 254V255H205ZM211 254H212V252H211ZM217 254V253H216ZM239 254V253H238ZM243 254H245V253H243ZM242 254V255H243ZM134 255V254H133ZM140 255V254H139ZM138 255V256H139ZM167 255V253H166V256H165V258L168 256ZM192 255H190V256H192ZM196 255H198V254H196ZM219 255V254H218ZM240 256H242L241 254H239ZM258 255V254H257ZM263 255V254H262ZM131 256H132V254H131ZM130 256V257H131ZM146 256H148V255H146ZM151 256V255H150ZM156 256V255H155ZM160 256V255H159ZM175 256V255H174ZM182 256V255H181ZM180 256V257H181ZM206 256V255H205ZM213 256V255H212ZM225 256H227V253H226V255ZM250 256H251V254H250ZM169 257V256H168ZM178 257V256H177ZM176 257V258H177ZM188 257V256H187ZM194 257H196V256H194ZM221 257V256H220ZM228 257V256H227ZM226 257V258H227ZM263 257H264V255H263ZM103 258H104V261H103ZM142 258V257H141ZM150 258V257H149ZM155 258V257H154ZM170 258H171V256H170ZM205 258V257H204ZM207 259H208V257H206ZM239 258V257H238ZM241 258V257H240ZM253 258V257H252ZM255 258V257H254ZM259 258V257H258ZM262 258V257H261ZM135 261L132 263V264H141L140 263V258H136V257H134L133 258ZM144 259V258H143ZM153 259V258H152ZM152 259H150V260H152ZM156 259V258H155ZM158 259V258H157ZM156 259V260H157ZM173 259V258H172ZM174 259H175V257H174ZM179 259V258H178ZM187 259V258H186ZM185 259V260H186ZM194 259V258H193ZM196 259V258H195ZM223 259V258H222ZM232 259H234L233 257H232ZM237 259V258H236ZM148 260V259H147ZM155 260V261H156ZM159 260V259H158ZM157 260V261H158ZM212 260V259H211ZM214 260V259H213ZM263 260V259H262ZM25 261V260H24ZM168 261H169V259H168ZM174 261V260H173ZM183 261V260H182ZM187 261V260H186ZM196 261V260H195ZM194 261V262H195ZM198 261V260H197ZM204 260H202L201 262H203ZM205 261H206V259H205ZM216 261V260H215ZM214 261V262H215ZM224 261H226V260H224ZM239 261V260H238ZM240 261H241V259H240ZM239 261V262H240ZM244 261V260H243ZM176 262H178V261H175V264H179V263H181V262H179V263H176ZM190 262V261H189ZM192 262H193V260H192ZM191 262V263H192ZM206 262H208L209 263V261L207 260ZM230 262V261H229ZM237 262V260H235V263ZM242 262V261H241ZM143 263H145V264H148V261H143ZM150 263V262H149ZM164 263V262H163ZM172 263V262H171ZM174 263V262H173ZM207 263V264H208ZM219 263V262H218ZM221 263H222V261H221ZM244 263V262H243ZM92 264V263H91ZM154 264H155V262H154ZM161 264V263H160ZM165 264V263H164ZM193 264V263H192ZM201 264V263H200ZM210 264H212L211 262H210ZM241 264V263H240Z\"/></svg>",
  "mask_w": 264,
  "mask_h": 264
}]
</instances>
